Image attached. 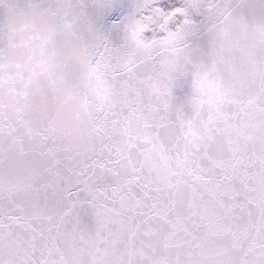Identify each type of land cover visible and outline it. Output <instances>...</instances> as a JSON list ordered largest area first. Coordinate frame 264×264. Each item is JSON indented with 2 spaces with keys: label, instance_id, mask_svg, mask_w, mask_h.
Masks as SVG:
<instances>
[{
  "label": "snow or ice",
  "instance_id": "obj_1",
  "mask_svg": "<svg viewBox=\"0 0 264 264\" xmlns=\"http://www.w3.org/2000/svg\"><path fill=\"white\" fill-rule=\"evenodd\" d=\"M0 264H264V0H0Z\"/></svg>",
  "mask_w": 264,
  "mask_h": 264
},
{
  "label": "rangeland",
  "instance_id": "obj_2",
  "mask_svg": "<svg viewBox=\"0 0 264 264\" xmlns=\"http://www.w3.org/2000/svg\"><path fill=\"white\" fill-rule=\"evenodd\" d=\"M178 2H179V0H178Z\"/></svg>",
  "mask_w": 264,
  "mask_h": 264
}]
</instances>
